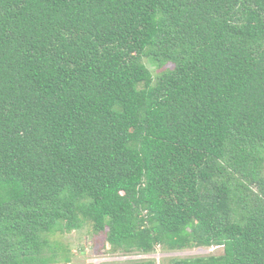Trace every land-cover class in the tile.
<instances>
[{
    "label": "trees",
    "instance_id": "obj_1",
    "mask_svg": "<svg viewBox=\"0 0 264 264\" xmlns=\"http://www.w3.org/2000/svg\"><path fill=\"white\" fill-rule=\"evenodd\" d=\"M86 223L264 264V0H0V264Z\"/></svg>",
    "mask_w": 264,
    "mask_h": 264
},
{
    "label": "rangeland",
    "instance_id": "obj_2",
    "mask_svg": "<svg viewBox=\"0 0 264 264\" xmlns=\"http://www.w3.org/2000/svg\"><path fill=\"white\" fill-rule=\"evenodd\" d=\"M143 62L149 68L153 76L166 67H155L147 58ZM50 242L57 244L59 256L54 262L62 264H122L127 261H141L154 259L155 264H168L170 259H186L195 256L220 255L223 253L221 246L189 247L179 250H164L160 246L155 247L149 254H121L111 252L105 241L104 232H95L90 223H86L80 229L70 232H56L50 236ZM57 254V255H58ZM68 260V263L64 261Z\"/></svg>",
    "mask_w": 264,
    "mask_h": 264
},
{
    "label": "water",
    "instance_id": "obj_3",
    "mask_svg": "<svg viewBox=\"0 0 264 264\" xmlns=\"http://www.w3.org/2000/svg\"><path fill=\"white\" fill-rule=\"evenodd\" d=\"M57 264H62V263H57Z\"/></svg>",
    "mask_w": 264,
    "mask_h": 264
}]
</instances>
